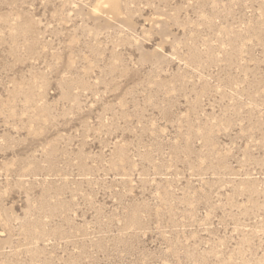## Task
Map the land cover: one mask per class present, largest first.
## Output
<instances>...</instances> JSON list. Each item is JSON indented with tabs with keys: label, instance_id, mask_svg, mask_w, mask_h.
Returning <instances> with one entry per match:
<instances>
[{
	"label": "rangeland",
	"instance_id": "obj_1",
	"mask_svg": "<svg viewBox=\"0 0 264 264\" xmlns=\"http://www.w3.org/2000/svg\"><path fill=\"white\" fill-rule=\"evenodd\" d=\"M0 264H264V0H0Z\"/></svg>",
	"mask_w": 264,
	"mask_h": 264
}]
</instances>
